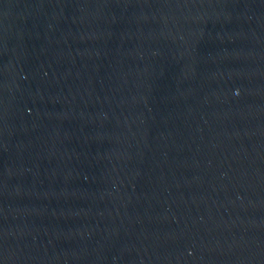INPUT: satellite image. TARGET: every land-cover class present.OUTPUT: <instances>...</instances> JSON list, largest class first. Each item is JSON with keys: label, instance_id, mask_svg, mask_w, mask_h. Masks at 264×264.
Wrapping results in <instances>:
<instances>
[{"label": "water", "instance_id": "obj_1", "mask_svg": "<svg viewBox=\"0 0 264 264\" xmlns=\"http://www.w3.org/2000/svg\"><path fill=\"white\" fill-rule=\"evenodd\" d=\"M0 264H264V0H0Z\"/></svg>", "mask_w": 264, "mask_h": 264}]
</instances>
